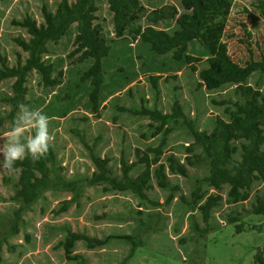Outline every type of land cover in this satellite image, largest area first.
I'll use <instances>...</instances> for the list:
<instances>
[{
    "label": "rangeland",
    "instance_id": "rangeland-1",
    "mask_svg": "<svg viewBox=\"0 0 264 264\" xmlns=\"http://www.w3.org/2000/svg\"><path fill=\"white\" fill-rule=\"evenodd\" d=\"M59 1L0 0V56L12 65L15 55L21 53L14 41L16 37L25 38L26 34L13 22L28 16L40 23L42 8L54 11ZM139 1L147 11L171 5L180 7L178 0ZM250 1H234L223 38L228 54L241 65L249 59L258 60L264 56V21L250 8ZM97 5L98 21L105 35L112 40L110 55L103 61L104 83L99 93L98 116L90 114V84L81 80L90 62L78 65L69 58L75 27L58 44L48 46L46 62L53 66V76L61 73L60 84L46 88L35 72L28 76L26 84L29 108L42 110L50 119L49 131L55 135L51 148L56 154L57 164L64 169L66 179L88 177L94 171L74 131L84 133L88 143H92L96 137L100 139L97 153L110 159V166L117 175L121 151L130 161H134V149L156 147L159 144L160 137L153 138L148 128V118L122 113L117 107H157L162 113H169L176 97L186 116L196 122L198 130L210 132L217 117L229 120L224 107L218 103L236 99L234 84L207 91L198 86L197 72L173 61L170 56L157 57L146 45L133 41L129 36L115 39L112 14L107 4L97 0ZM162 28L172 31L174 25L166 23ZM189 54L202 59L196 66L198 70L207 67V53L199 44H191ZM153 76L160 77L157 98L150 80ZM11 84L12 80L0 83V138L11 130L18 114L13 120L9 119V107L4 102L11 93ZM247 84L264 93V76L259 77L254 73ZM191 142L186 128L176 127L167 138L162 162L169 154L183 162L185 147ZM4 143L5 140L0 139V145ZM234 158L239 160V154ZM140 170V167L136 168L132 175L136 176ZM197 176H200L198 170L189 169V178L169 175V179L188 196L192 181ZM17 178V175L0 169V217H10L17 207L10 201L12 187L4 181H16ZM152 184L154 189L148 192V196L163 203L167 193L158 189L154 181ZM204 189L208 194H217L213 189ZM262 190L264 182H256L251 187L249 199L234 204L227 197L228 186H224L218 192L222 200L210 213L212 229L202 238L193 236L189 215L180 202L174 199L157 212L159 231L146 235L142 246L136 248L126 264H259L255 256L261 250L264 259V215H254L250 209ZM70 197L71 194L66 192H45L31 210L23 215L25 226L20 233L9 240L16 251L9 254L3 249L0 264H76L67 261L62 249L57 248L64 237L62 227L98 239L108 235H131L137 230L138 219L145 220L144 216L148 212L153 213L139 209L138 199L130 193L103 192L100 187H92L84 189L77 205L73 204L67 212L56 215L54 211ZM139 211L141 214H138ZM193 216L202 227L201 214L196 211ZM231 219L237 222L230 223ZM238 225L242 227L240 232L236 230ZM73 254L82 256L89 264H119L127 256L128 246L121 240H113L104 247L89 250L85 243L78 242Z\"/></svg>",
    "mask_w": 264,
    "mask_h": 264
},
{
    "label": "trees",
    "instance_id": "trees-1",
    "mask_svg": "<svg viewBox=\"0 0 264 264\" xmlns=\"http://www.w3.org/2000/svg\"><path fill=\"white\" fill-rule=\"evenodd\" d=\"M103 1L112 14L115 39L129 36L133 41L146 45L157 57L170 56L173 61L197 72L198 86L207 91L217 90L226 84L236 85V99L218 103L224 107L229 120L217 117L210 132L198 130L196 122L186 116L176 97L169 113H162L157 107H117L122 113L148 118L152 137H160L156 147L134 149V161H130L121 151L119 175L110 166V159L97 153L100 139L96 137L92 143H88L85 134L80 131H74V134L94 166V171L88 177L66 179L64 169L57 164L52 148L39 160L28 157L23 162H17V171L6 170L17 175V180H4L12 187L10 201L17 207L10 217H0V263L3 260V249L9 254L16 251L9 240L16 237L25 226L23 215L48 191L71 194L70 199L63 201L60 208L54 211L56 215L67 212L73 204L77 205L84 189L92 187H100L103 192L130 193L138 199L139 209L153 211L144 216L145 220L138 219L137 230L131 235H108L98 239L62 227L64 237L57 248L62 249L67 261L89 264L82 256L73 254V248L78 242L85 243L87 249L93 250L113 240H121L128 246V254L119 264H126L136 248L142 246L144 237L159 231L157 212L174 199L180 202L189 215L193 236L202 238L212 229L210 213L222 200L218 192L224 186H228V199L236 204L249 199L254 183L264 182V93L247 84L254 73L259 77L264 76V56L258 60L249 59L241 65L228 54L223 38L235 0H178L179 8L171 5L152 11H147L139 0ZM250 8L264 21V0H251ZM98 11L97 0H60L54 11L42 8L40 23L28 16L13 22L25 31L26 37H16L14 42L21 53L15 55L12 65L0 56V83L12 80L11 93L4 99L9 107V119H14L19 111L18 105L29 106L26 84L32 72L41 77L46 88L60 84L61 73L53 76V66L46 62L48 46L58 44L73 27L75 35L69 58L78 65L90 62L81 80L90 84V114L98 116L99 93L104 83L103 61L110 55L112 43L98 21ZM166 23H173L174 29H163ZM193 43L199 44L207 53L205 69L198 70L196 66L202 59L189 54ZM159 79V76L150 77L156 98L159 95ZM178 126L186 128L192 142L185 147L183 162L173 154H169L165 162H162L167 138ZM237 153L239 160L234 158ZM138 167L141 168L140 172L133 176L132 172ZM189 169L198 170L200 176L193 179L192 190L186 196L178 184L170 181L169 175L189 178ZM152 181L158 189L167 193L163 203L148 196V192L154 189ZM204 187L213 189L217 194H208ZM196 211L201 214L202 227L194 219ZM250 213L264 215V190L255 197ZM235 222L236 219L230 220V223ZM236 230L240 232L242 227L238 225ZM25 238L28 240V237ZM255 259L259 264H264L261 250H258Z\"/></svg>",
    "mask_w": 264,
    "mask_h": 264
},
{
    "label": "clouds",
    "instance_id": "clouds-1",
    "mask_svg": "<svg viewBox=\"0 0 264 264\" xmlns=\"http://www.w3.org/2000/svg\"><path fill=\"white\" fill-rule=\"evenodd\" d=\"M19 111L13 127L6 133L5 143L0 145V169L17 171V162L28 157L39 160L47 155L55 142V135L49 131L50 119L40 109L18 105ZM28 133L27 135H25Z\"/></svg>",
    "mask_w": 264,
    "mask_h": 264
}]
</instances>
